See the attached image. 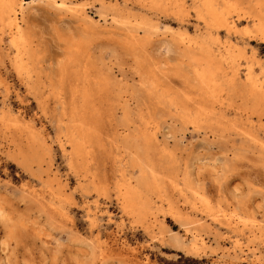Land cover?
I'll return each mask as SVG.
<instances>
[{
  "label": "rangeland",
  "instance_id": "obj_1",
  "mask_svg": "<svg viewBox=\"0 0 264 264\" xmlns=\"http://www.w3.org/2000/svg\"><path fill=\"white\" fill-rule=\"evenodd\" d=\"M210 1L234 28L201 0L0 3V264H264V0Z\"/></svg>",
  "mask_w": 264,
  "mask_h": 264
},
{
  "label": "bare ground",
  "instance_id": "obj_2",
  "mask_svg": "<svg viewBox=\"0 0 264 264\" xmlns=\"http://www.w3.org/2000/svg\"><path fill=\"white\" fill-rule=\"evenodd\" d=\"M17 1V0H16ZM20 1V0H19ZM164 1H166V0H164ZM176 1V0H175ZM195 1V0H194ZM200 1V0H199ZM216 1V0H215ZM214 2V1H213ZM232 2L234 3V1L232 0ZM0 3H4L3 4V7L4 8H6V10L4 11V12H6V15L8 16V18H10V22H13V24H14V18L15 17H12V15H15L14 14V7H13V3H12V0H11V2H7L6 0L5 1H3V0H0ZM6 3H7V5H6ZM20 3V2H19ZM152 3V2H151ZM183 3V2H182ZM196 3V2H195ZM200 3V2H199ZM163 4V3H162ZM173 4H175V3H173ZM216 4V3H215ZM5 5V6H4ZM15 5H17V4H15ZM18 5H20V4H18ZM22 5V4H21ZM164 5V4H163ZM179 5V4H178ZM183 5V4H182ZM186 5V4H185ZM184 5V6H185ZM223 5H224V3H223ZM236 5V4H235ZM174 6V5H173ZM200 6H202V8L201 9H204L205 10V14L204 15H207V16H209L210 18H208V19H211L212 21H216V22H222L223 23V25H225L226 26V28L228 29V30H231L232 28H234L235 27V23H234V21H229L228 20V18H226L224 15H223V13H219V12H217L216 10H215V8H213V6H212V4H211V1L210 0H201V5ZM256 6H258V8L260 7V4L259 5H256ZM163 7V6H162ZM165 7H166V5H165ZM177 7V6H176ZM180 7V6H179ZM192 7V6H191ZM223 8H225L224 6H222ZM17 8V7H16ZM18 8H20L21 9V7H19L18 6ZM164 8V7H163ZM167 8V7H166ZM197 8V7H196ZM175 9V8H174ZM179 9V8H178ZM178 9L176 8V11H178ZM186 9H187V7H186ZM3 10V9H2ZM1 10V11H2ZM195 10V9H194ZM193 10V11H194ZM197 10V9H196ZM195 10V11H196ZM259 10V9H258ZM188 11V10H187ZM198 11H201V10H198ZM262 11V10H261ZM264 11V10H263ZM174 13H175V11H173ZM180 12V11H179ZM182 12V11H181ZM180 12V13H181ZM185 12V11H184ZM197 12V11H196ZM202 12V11H201ZM177 13V12H176ZM261 13V12H260ZM194 14H198V13H195L194 12ZM225 14V13H224ZM227 14V13H226ZM0 15H1V13H0ZM177 15V14H176ZM181 15V14H180ZM200 15V14H199ZM199 15H197L198 17H199ZM252 16V15H251ZM259 16V15H258ZM188 17V16H187ZM204 17V16H203ZM261 17V16H260ZM205 18V17H204ZM262 18V17H261ZM4 19V18H3ZM16 19H18V18H16ZM197 19V18H196ZM199 19V18H198ZM258 19V18H257ZM182 20V19H181ZM204 20V19H203ZM0 21H3L2 20V18H1V20ZM18 21V20H17ZM200 22H201V20H199ZM206 21V20H205ZM208 21V20H207ZM237 21V20H236ZM257 22V21H256ZM262 22H263V20H262ZM202 23V22H201ZM210 23V22H209ZM208 23V24H209ZM264 23V22H263ZM12 24V25H13ZM20 24V23H19ZM210 24H213V23H210ZM259 24H260V21H259ZM263 25V24H262ZM15 26V25H14ZM213 26V25H212ZM211 26V27H212ZM209 27V26H208ZM16 28V27H15ZM206 28V27H205ZM204 29V28H203ZM210 29V28H209ZM217 29V28H216ZM10 30H11V28H10ZM20 30V29H19ZM18 30V31H19ZM13 31H15V30H13ZM16 32H17V30H16ZM203 32H204V30H203ZM210 32V31H209ZM18 33V32H17ZM205 33V32H204ZM230 33V32H229ZM12 34H14V33H12ZM19 34V33H18ZM216 34V33H215ZM12 36V35H11ZM200 36H201V33H200ZM209 36V35H208ZM214 36V35H213ZM218 36V35H217ZM216 36V37H217ZM14 37V36H13ZM197 37H199V36H197ZM211 37V36H210ZM209 37V39H211L212 40V38H210ZM18 38V37H17ZM203 38H204V36H203ZM206 39H208L207 38V35H206V37H205ZM11 39V38H10ZM15 39V38H14ZM189 39V38H188ZM200 39H202V37H200ZM217 39V38H216ZM190 40V39H189ZM192 40V39H191ZM12 41V40H11ZM14 41V40H13ZM18 41V40H17ZM19 41H20V39H19ZM22 41V40H21ZM182 41H183V38H182ZM198 41V40H197ZM217 42H219L218 40H217ZM20 43V42H19ZM193 43H195V42H193ZM209 43V42H208ZM213 43V42H212ZM215 43H216V41H215ZM12 44V43H11ZM186 44V43H185ZM196 44V43H195ZM210 44V43H209ZM212 45V44H211ZM189 47H191V45H189ZM232 47V46H231ZM229 48V47H228ZM230 50V49H229ZM219 52V51H218ZM226 51L224 50V53H225ZM218 55H220V54H218ZM225 55V54H224ZM230 55V54H229ZM223 56V55H222ZM230 57V56H229ZM231 58V57H230ZM233 58V57H232ZM19 60V59H18ZM17 60V61H18ZM14 62H15V59L13 60ZM229 61V60H228ZM235 61V60H234ZM13 62V63H14ZM16 63V62H15ZM19 64V63H18ZM230 64V63H229ZM231 66V65H230ZM19 67V66H18ZM248 72H251V71H248ZM247 73V72H246ZM250 74V73H249ZM249 74H246V75H248L247 77H249ZM246 75H245V77H246ZM251 75H253L252 73H251ZM254 76V75H253ZM201 77H203V76H200V78ZM204 78V77H203ZM250 79H252L251 77H249ZM254 78V77H253ZM205 80V79H204ZM206 81V80H205ZM248 83V82H247ZM256 84V83H255ZM79 93V92H78ZM77 94V93H76ZM80 94V93H79ZM81 95V94H80ZM254 95V94H253ZM252 96V95H251ZM254 97V96H253ZM257 97V96H256ZM83 98V97H82ZM250 98H252V97H250ZM258 98V97H257ZM255 99V98H254ZM259 99V98H258ZM84 101V100H83ZM261 103V102H260ZM77 104V103H76ZM263 105V104H262ZM83 106V105H82ZM73 107V106H72ZM78 107V106H77ZM74 108H76V107H74ZM253 108V107H252ZM79 109H80V106H79ZM251 110V108L249 109V111ZM254 110L256 111V109L254 108ZM75 111V110H74ZM81 111V110H80ZM79 112V111H78ZM252 112V111H251ZM254 112V111H253ZM87 113H88V111H87ZM86 113V114H87ZM73 114V113H72ZM80 114H82V117H83V115L85 114H83V113H81L80 112ZM254 114H255V112H254ZM257 114V113H256ZM79 115V114H78ZM251 115H253V113H251ZM259 115V114H258ZM79 117V116H78ZM86 118V117H85ZM88 118V117H87ZM78 119V118H77ZM81 119H83V118H81ZM83 121V120H82ZM82 121H81V123H82ZM84 121H85V119H84ZM75 122H77V121H75ZM74 122V123H75ZM79 122H80V120H79ZM94 122V121H93ZM81 123H79V124H81ZM83 124V123H82ZM81 124V125H82ZM94 124V123H93ZM75 126H77V124H74ZM86 125V124H85ZM90 125V124H89ZM83 126H84V124H83ZM80 127V126H79ZM74 128V127H73ZM72 128V129H73ZM94 127L92 126V129H93ZM83 129V128H82ZM76 131H77V129H75ZM94 130V129H93ZM74 131V130H73ZM78 131H81V128H80V130H78ZM78 131H77V134H78ZM72 133V132H71ZM76 133V132H75ZM74 134V133H73ZM76 134V135H77ZM86 134H88V133H86ZM81 135V134H80ZM84 135V134H83ZM82 136V135H81ZM83 139V138H82ZM81 139V140H82ZM69 140V139H68ZM70 140H72L71 138H70ZM83 142V141H82ZM85 142H86V139H85ZM77 145V144H76ZM87 145V144H86ZM82 146V145H81ZM83 148V147H82ZM77 150V149H76ZM76 150L74 151V152H76ZM79 150V149H78ZM82 149H80V151H81ZM76 154H77V152H76ZM80 154V153H79ZM78 155V154H77ZM125 190V189H124ZM122 191V190H121ZM122 195H123V193H122ZM124 196V195H123ZM128 196V195H127ZM122 198H124V197H122ZM133 198V197H132ZM125 201V200H124ZM130 204V203H129ZM127 208V207H126ZM125 208V209H126ZM127 209H129V208H127ZM237 222V221H236ZM229 224V223H228ZM232 224V223H231ZM238 224V223H237ZM237 224H232V225H237ZM230 225V224H229ZM238 226V225H237ZM236 227V226H235ZM238 229V228H237ZM195 242H197V241H195ZM201 244H202V242H201ZM239 242H238V240H236L235 241V244L234 245H236V247H238L239 248ZM109 245V244H108ZM124 245V244H123ZM110 246V245H109ZM127 246V245H126ZM130 247V246H129ZM122 248V247H121ZM120 248V249H121ZM127 248V247H126ZM242 248V247H241ZM111 249V248H110ZM125 249V248H124ZM109 250V249H108ZM119 250V249H118ZM123 250V249H122ZM125 250H129V249H125ZM114 251H115V249H114ZM244 251V250H243ZM120 252V251H119ZM125 252V251H124ZM247 253V252H246ZM118 254H120V253H118ZM239 254V253H238ZM254 254H255V252H254ZM244 256V255H243ZM248 258V257H247ZM240 259V258H239ZM249 260V259H248ZM141 264V263H140ZM144 264V263H143Z\"/></svg>",
  "mask_w": 264,
  "mask_h": 264
}]
</instances>
